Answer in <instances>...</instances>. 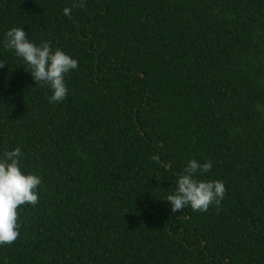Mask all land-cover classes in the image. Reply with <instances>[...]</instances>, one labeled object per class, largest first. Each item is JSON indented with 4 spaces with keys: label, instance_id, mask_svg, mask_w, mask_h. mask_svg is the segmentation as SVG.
Segmentation results:
<instances>
[{
    "label": "trees",
    "instance_id": "16d2710c",
    "mask_svg": "<svg viewBox=\"0 0 264 264\" xmlns=\"http://www.w3.org/2000/svg\"><path fill=\"white\" fill-rule=\"evenodd\" d=\"M78 2L0 0V159L41 178L0 264H264V0ZM13 26L78 61L62 102ZM190 159L226 193L173 213Z\"/></svg>",
    "mask_w": 264,
    "mask_h": 264
},
{
    "label": "clouds",
    "instance_id": "9594fccd",
    "mask_svg": "<svg viewBox=\"0 0 264 264\" xmlns=\"http://www.w3.org/2000/svg\"><path fill=\"white\" fill-rule=\"evenodd\" d=\"M73 7L84 8L83 0L74 3ZM64 14L71 16L70 8H64ZM4 47L13 50L21 57L36 84H47L51 89L49 103L62 102L67 96L65 75L78 67V61L66 54L60 48L53 50L49 41L36 44L28 39L27 33L13 26L6 32ZM5 61L0 60V68ZM23 153L19 147L4 153L0 159V245L11 244L19 236L17 209L22 205L38 203V188L41 178L33 173H24L20 167ZM212 168V162L199 163L190 159L178 175L177 187L166 200L171 205L173 213L190 206L193 211H207L209 206H219L226 193V187L221 180H204L196 178L198 172L207 173Z\"/></svg>",
    "mask_w": 264,
    "mask_h": 264
}]
</instances>
